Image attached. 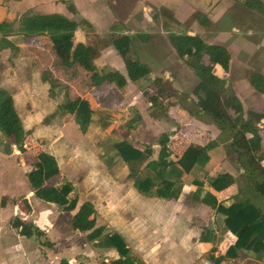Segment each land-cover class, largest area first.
Instances as JSON below:
<instances>
[{"label": "rangeland", "instance_id": "1", "mask_svg": "<svg viewBox=\"0 0 264 264\" xmlns=\"http://www.w3.org/2000/svg\"><path fill=\"white\" fill-rule=\"evenodd\" d=\"M57 1H59L57 5L65 6L63 8L67 10V13L61 6L51 7L46 1L37 7H33V3L29 7L30 9L25 10L24 13L23 11H5L6 17L10 16L15 21L13 29L8 31L14 41L12 43L15 49H6L5 51L8 52L0 56V63H3L0 64V88H9L15 95L16 109L24 127L29 131L27 144L30 145V149L27 153L22 154L20 149L9 144L6 137L0 132V196L6 192L13 195H25L27 190H30L27 176L26 186L20 184V187L14 178L10 180L5 177L18 174L24 178L25 172L31 170L34 165L37 156L35 148L44 146L49 152L55 151L59 155L58 159L63 175L62 179L58 178L56 181L62 183L71 181L73 183L75 190L70 198L71 200L77 199L79 205L87 199L93 201L97 210V225L104 226L105 234H121L126 240L131 254L135 257L136 264H235L230 262L232 258H224L231 242L227 236L223 217L216 212L214 216H211L213 213L209 208L196 202V198L193 196L202 197L201 193L191 192L189 188L184 189V184L200 186L198 184L205 178L207 179L209 173L196 170L188 176L182 174L177 177L175 174L176 178L173 180L182 184L184 190L177 204L170 205L163 200L141 195L135 189L134 182L138 177V172L144 171L148 162L158 158L160 147L156 148L151 158L140 165H134L136 168H132L125 162L115 147L117 144L127 141L128 135L122 137L121 134L125 132L129 134L131 125L134 130L138 127L137 124L141 119L140 112L133 109L127 124H121L119 129L115 128L114 130L107 126L108 119L111 118L109 112H105L106 116L103 115L100 119L96 118L94 114L93 122L86 134V137L91 134L93 136L84 139L81 136L80 127L76 123V116H73L71 119L73 123L70 124L66 120L68 115L63 114L59 107L65 105L69 99H76L78 92L87 90L89 88L87 82L90 81L91 75L76 67L65 68L66 71L63 72V75L56 77V74H53L56 71L52 70L53 67H56L58 71H62L64 68L60 66L52 52L51 43L46 36H43L41 42L29 39L33 44H28L26 48L21 49L17 46L21 42L24 43L23 39L25 38L21 36V18L27 14L49 11V13L68 15L79 24L74 37L75 43L78 44L87 42L90 38L89 25L99 36L95 27L85 18L93 20L97 25L105 26L111 15L110 11L115 10L119 13L127 11L133 7L136 0H75L76 3L78 1L77 4L73 3V0ZM137 2L139 4L136 11L138 25H130L129 33H127L132 38V50L129 57L146 63H150L152 59L162 63L163 59L161 60V58L164 56L166 64H169V69L159 73L160 64L153 68L154 71H151L148 80L140 85L139 93L133 99V101H137L136 107L142 111V114H148L161 120L167 118L163 108L159 109L153 106L144 97V93L150 89L152 82L160 75L164 86L172 95L171 104L179 105L180 108L188 111L190 116L196 117L207 126L195 120L192 122L185 119L183 122L177 123L169 121L170 125L161 128L141 127L136 131L134 140L142 141L143 145L154 147L158 144L162 133L179 132L182 135H187L191 140L198 141L206 133H210L212 128L216 137L214 141L216 145L224 144L223 151L216 156L219 159H224L223 163L226 166L222 164L218 167V172L233 171V167H235L237 172L241 173L236 154L231 148V134L221 131L211 117L199 115L200 112L196 106L197 100L193 95V90L198 83L197 75L184 64L185 62L183 64L180 62L171 45L170 35L182 33L199 35L209 44H228L235 59L232 71L244 75V80H248L254 71L253 68L261 67V63L258 61L259 54H252L249 42H259V34L264 32V13L250 10L245 5L246 0H137ZM262 4L264 6V3ZM75 5L79 7V11L75 9ZM176 12L184 14L183 17L178 15L183 21L176 20ZM118 24L119 21H116L113 26L118 27ZM250 28L254 30L253 33L248 32ZM101 32L104 35L100 36L106 40L113 35L107 25L101 29ZM145 32L151 33L149 39L153 38V41L149 39L142 41L145 39L143 35ZM122 35L124 33H121ZM145 42H150V45L142 50L141 46ZM111 55H114L112 50L107 49L100 61L95 62L101 73L116 71L115 69L111 70L113 68L110 67V61H107V58L108 60L112 59ZM5 62H9L10 65L6 72ZM27 79L28 84L25 85L24 82ZM44 79H48V81ZM70 81L72 83L68 84ZM230 88L233 90L232 81H230ZM240 89L238 88V90ZM246 89L239 91L245 114L254 112L264 116V96ZM263 121L264 118L259 123L260 128L264 125ZM212 125L214 128L211 127ZM262 131L261 155L264 160V130ZM218 132L220 134L217 137ZM64 138L65 140H63ZM68 151L77 158V161L73 160L71 156L68 158ZM80 153L85 158L89 154L82 165H80L81 158L77 156ZM262 163L264 164V161ZM18 168L21 170L19 171ZM82 170L85 171L82 172ZM241 177L242 181L246 180V173L241 174ZM5 179L7 180L3 184ZM250 195L252 198H257L254 192H251ZM1 200L3 201L0 202V207H5L9 200L3 199V197ZM17 200L13 202L16 203ZM37 201L41 204L40 206L37 203L34 204L35 212L44 218L52 219L50 221L56 225L57 233L55 235L61 241L55 242V248L58 246L62 250L59 254V264H101L102 262L127 264L126 262L121 263L122 259L115 249L103 248L98 242L89 244L86 234H75L73 231L65 229L64 218L60 219V226L59 219L55 215L51 216L47 213L46 208H43L50 204ZM54 210L60 217L64 216L61 208ZM11 213L10 210H0V228L7 226ZM69 214L74 215L75 212ZM69 214L65 219L70 216ZM24 223L27 224L26 227L31 230L33 235L29 237L24 234L25 230L19 227L20 235L28 239L35 238L32 242L34 247L30 242L28 243L29 248L35 250L36 247L44 246L45 249L51 250L48 244L42 242L43 240L47 241L44 238L45 235H43L44 237L38 236L33 224L25 222V220ZM69 225L72 230L70 223ZM205 238L212 243L207 248L202 245V240ZM67 241L71 244H68ZM174 243L177 244L173 245ZM65 246L70 250L65 249ZM84 247H90L91 250L88 249L87 252L89 254L92 252V254L87 255ZM259 257L264 258V255L259 254L257 258L260 259ZM212 258L219 262L211 263ZM241 259H244L243 254L236 260ZM36 260L38 261L32 264H39L41 259L38 256ZM252 263L250 261L247 264Z\"/></svg>", "mask_w": 264, "mask_h": 264}, {"label": "trees", "instance_id": "2", "mask_svg": "<svg viewBox=\"0 0 264 264\" xmlns=\"http://www.w3.org/2000/svg\"><path fill=\"white\" fill-rule=\"evenodd\" d=\"M245 5L251 10L264 13V6L260 0H246ZM14 25L15 21L12 18L0 22V51L15 49L9 39L11 35L8 33ZM89 27L88 41L76 44L74 37L79 24L62 14H27L21 18L22 35L26 38L48 37L63 66L84 70L91 75L95 86L107 84L123 89L128 79L138 85L148 80L151 74L150 68L129 57L132 50V38L129 35H112L106 40L101 39L90 25ZM170 42L177 56L197 75L198 83L193 95L197 100L198 111L211 117L221 131L231 134V148L251 185L248 193L254 192L264 201V164L262 163L264 160L261 155L263 131L259 127L264 116L254 112L245 114L243 104L236 93L227 86L224 79L215 74L216 66L222 67L226 72L229 71L231 65L229 51L221 45L207 44L199 35L186 33L171 34ZM109 46H113L124 60L128 79L118 71L101 73L97 69L95 61L100 57L102 50ZM44 80L48 81V79ZM250 83L256 92L264 94V76L253 74ZM144 95L153 106L163 108L164 113H167L172 105L170 101L172 95L167 91L161 78H156ZM59 109L63 114L76 116V123L81 132L83 134L88 132L95 110L87 99H69ZM130 128H133V125ZM0 132L22 153L30 149V145L27 144L29 131L24 128L14 97L2 88H0ZM169 142L170 135L162 134L158 141L160 145L158 159L148 162L144 171L138 172L134 187L141 195L162 200H178L182 185L172 180L176 176L190 174L196 165H204L209 160L205 149L192 146L188 147L181 156L176 155L170 149ZM210 144L209 148H212L214 145ZM115 147L121 158L132 168L151 158L154 152L151 147H139L138 144L134 145L128 141H123ZM35 149L37 162L27 173L29 185L35 196L44 202L56 204L67 212L78 209L71 221L75 231L87 233L88 242H98L103 248L115 249L122 259L121 263L136 264L135 257L121 235L105 234L104 227H97L96 209L91 202H85L78 207L77 199L70 200V195L74 191L71 183H64L61 186L49 184L60 175L59 164L57 159L45 152L42 147ZM173 155L174 159H171ZM235 183L234 176L223 173L213 180L212 187L216 192H223ZM198 201L225 216V227L237 238L236 243L228 248L224 258H236L240 250L264 255V211L252 199L248 197L235 199L231 205L226 206L225 201H219L214 194L207 193ZM13 225L16 228L22 227L25 230L24 234L29 237L33 235L24 222L16 220ZM207 240L205 238L202 242ZM211 260L212 263L219 262L217 259Z\"/></svg>", "mask_w": 264, "mask_h": 264}, {"label": "crops", "instance_id": "3", "mask_svg": "<svg viewBox=\"0 0 264 264\" xmlns=\"http://www.w3.org/2000/svg\"><path fill=\"white\" fill-rule=\"evenodd\" d=\"M45 1H46V3H49L51 5V7L52 6H61V8L64 11H66V13H67V10H65L63 8L65 6L57 5V3L59 2L57 0H0V22L5 20L6 18H12L10 16L6 17V13H5L6 10L9 11V12H13V11H20L21 12V11H23V13H24L25 10L27 11V10L30 9L29 7L32 6L33 3H34L33 7H37L38 5H41L42 3H45ZM260 1L262 3H264L263 0H260ZM73 3L77 4L78 1L76 3L75 0H73ZM59 4H62V3H59ZM138 5L139 4H138V2L136 0V2L133 4V7L129 8V10H127V11H124V12H121V13L115 12V10L113 12L110 11L111 15H110L109 20H108L106 25L108 26V29H111V34L121 36V33H124V35H128L127 34V33H129L128 27L130 25H133V26L134 25H138V20H137L138 17L136 15V11L138 9ZM34 9L36 11H39L36 8H34ZM75 9L77 11L80 10L77 5H75ZM36 13H38V12H36ZM177 13L178 12L175 13V18H176L177 21L181 22L182 19H180V17L178 16L180 13L179 14H177ZM40 14H50V13H49V11H45V12H42V13L40 12ZM58 14H61V13H58ZM180 15H181V17H183L184 14L183 15L180 14ZM67 16H65V17H67ZM67 18L73 20L69 16ZM85 19H87L95 27V29L99 33V36L100 35H104L101 32V29H104L106 25L105 26H103V24L97 25L95 22H93V20L90 21L88 18H85ZM73 21H75V20H73ZM116 21H119L118 27L117 26H113ZM253 31L254 30L250 28L248 32L249 33H253ZM150 34L151 33H149V32L143 33V35L145 36L144 37L145 39L142 40V41L148 40L150 38V36H151ZM21 36H22V38L26 39V40L23 39L24 43L21 42L19 45H17L21 49L26 48L28 44L29 45L33 44V42L29 41V39L36 40L35 42H41V39L43 38V37L26 38L22 34H21ZM0 38H1V34H0ZM100 38H102V37L100 36ZM9 39H10L11 42H14L12 37H9ZM258 39H259V42H257V43H254V42H249V43H250V47L252 48V54H254V53H258L259 54L258 61L261 63V67L259 65L260 68H257V69L253 68L254 71L248 77V80H244V77H245L244 75H240L236 71H235V73H234V71H232V67L234 65V60L235 59H234V57H233V55L231 53V47L228 44H226V43H215V45H221V46L225 47L229 51V53L231 55V65H230L229 71L226 72V71L223 70L222 67L216 66L215 67V74L217 76H219L220 78L224 79L227 82V86L228 87H230V81H232L233 90L235 91V93H236L237 97L239 98V100L241 99V97L239 96V91L241 92L242 89L248 88L246 90H253L254 92H256L255 89L251 86V83H250V78H251V76L253 74H261L262 76H264V32H262V34H259V38ZM149 40L153 41V38H151ZM49 41H50V39H49ZM50 43H51V46H52L51 47L52 52L54 53L55 57L57 58L58 62L60 63V66L62 68H64L62 71H60V70L58 71V69L56 67H53L52 70L53 71L56 70L55 72H53V74L54 75L56 74L55 76L59 77L61 74L63 75V72L66 71V69H72V68H67V67L63 66L61 60L59 59V57L57 56V54H56V52L54 50V47H53L51 41H50ZM79 43H86V42H79ZM207 44H209V43H207ZM149 45H150V42L143 43L142 46H141L142 50L144 48L148 47ZM107 49L108 50L109 49L112 50V52L114 54V55H111V57H112L111 60H108V58H107V61H110L109 62L110 67L113 68L111 70L115 69L116 71L120 72L122 75H124L128 79L125 62L119 56L118 52L115 50V48L113 46H109L107 48H104L102 50V52H101L100 57L95 62H99L100 61V59L102 58V55L106 53ZM5 50L0 51V56L2 54H5L6 52H8V51H5ZM162 59H163L162 63L158 62L155 59H152L150 61V63H146V62L140 61L138 59H133V60H138L142 64H145L146 66H148L150 68L151 71H154L153 68L155 66H157V65L159 66V64H160L161 68H159V73H163V72H165L166 70L169 69V64L168 63L166 64V61H165L166 58L164 56L161 58V60ZM178 59L180 60V62H182V64L184 63V61L181 60L179 57H178ZM0 64H3V63H0ZM4 68L6 69L5 72L9 70V68H10L9 62H5L4 63ZM158 78H160V75H158ZM246 81H247V84H245ZM71 83H72V81H70V83H68V84H71ZM78 83H80V82H78ZM87 83L89 84V88L87 90L82 91L81 93H79L77 91L78 94L76 96V99H78V98L87 99L90 102L91 107L95 110V115H96L95 117L96 118L100 119L103 115L106 116L105 112H109V114L111 115V118L108 119L109 123L107 124V126H109L112 130H114L115 128L119 129L121 124H124V123L127 124V120H129V117L132 115V110L133 109H136V110H138L140 112L141 119L139 120V123L137 124L138 127L135 130L133 129L134 127L131 128V130H130L131 132L129 134L127 132H125L124 134H121L122 137H127L126 135H128L127 141L130 142L131 144H134V145L138 144L139 147H150L147 144L143 145L142 141H135L134 140L136 131H138V129H140L141 127H144V126H147V127L148 126H152L153 128H161L162 126L165 127L167 125H170L169 121H171V122L174 121V122L177 123L179 121L183 122V120H185V119L186 120H191L192 122L195 120V121H198L199 123H201L202 125L207 126L206 123L205 124L202 123V121L197 119L196 117L190 116L188 111L180 108L179 105L175 106L174 104H172L171 107L168 109V112L165 113L167 118H165L163 120L154 118L152 116H149L148 114L147 115L142 114V111L138 107H136V102L137 101L136 102L133 101V99L135 97H137V95L139 93L140 85L132 83L129 79L127 81V85L123 89H118L117 87H115L113 85H107V84L102 85V86H95L94 83H93L92 78H90V81H88ZM24 84L25 85L28 84V79L24 82ZM238 88H241V89L238 90ZM2 89L7 90L15 98V95L13 93H11L12 90H10L9 88H2ZM24 89H26V88L24 87ZM256 93L258 95L264 96V94H259L258 92H256ZM199 115L200 116H205V114H203V113H199ZM71 119H73V116L68 115L66 117V120H68L70 122V124L73 123L71 121ZM73 121H75V120H73ZM262 123H264V121ZM211 127L214 128L213 125ZM24 128L26 130V127H24ZM77 128H78V126H77ZM260 129L264 130V125L261 126ZM61 134H62V132H61ZM86 134L81 133V136L84 139L87 138V137H92L93 136L91 134V135L86 137ZM162 134H164V133H162ZM166 134H168V133H166ZM219 134H220V132H218L217 137L219 136ZM169 135H170L169 147L172 150V152H174L176 155L181 156L186 151V149L188 147H190V146L198 147L200 149H205V153H206L207 157H209L208 162L206 164H204V165H199V164L196 165V167L194 168V170L191 173H193L196 170H198L200 172L209 173V175H207V179L205 178V180H202L201 183L198 184V185H200L198 187H195L193 184H190V185H187V184L185 185L184 184V189L185 188H187V189L189 188V189H191V192L194 191V193L195 192L196 193H201L202 197L201 196H196V195H194L193 197H195L197 199L196 202H198V204L200 203V205H202V206H204L206 208H209L211 210V212L213 213V214H211V216H214L216 211L211 209L209 206H206V205H204V204H202L201 202L198 201V200L202 199L204 197L203 195H206L207 193L214 194L218 198L219 201H225L224 204L226 206L231 205V203L234 202L235 199L236 200H241V199H244V197H248V198L252 199L264 211V201L258 196H257V198H252L251 195H250L251 192L248 193L251 185H250V183H249V181L247 179L242 181L241 174L244 173V170L241 169V168H240V172L241 173H238L237 172V168H235V167H233V171L224 172V173H229L232 176H234V178L236 180V183L232 187H230L229 189H227L226 191H223V192H216L213 189V187H212L213 180L215 178H217L220 174H223L222 172H218V167H220L222 164H223V166H226V164L223 163V162H225L224 159H219L216 156V155L220 154L223 151L224 144H220V146L218 144L216 145V143L214 142L216 140L215 139L216 137L214 136L215 134H214V131H213L212 128H211V132L210 133H206L204 135V137H202L203 140L200 139L198 141L191 140L190 138H188L187 135H182V133H179V132H174L173 134H169ZM59 139H60V137H59ZM63 140H65V138ZM139 142H141V143H139ZM210 143L214 145L212 148H209V144ZM12 146L17 148L15 145H12ZM157 147L159 149V147H160L159 143L157 145H154V147H151L153 149V151H154L153 155H154L155 150H156ZM42 148L45 150V152L53 155L57 159V162H58L59 168H60V175L57 176L55 179H53L51 182H49V184H51L53 186H61L64 183H68L69 182V183H71L73 185V183L71 181H68V182L64 181L63 183L56 181L58 178L62 179L61 177L63 175L62 168L60 166L59 159H58L59 155L56 154L55 151L49 152L47 150V148L44 147V146ZM27 152H25V153H27ZM159 152H160V149H159ZM25 153H22V154H25ZM15 154H17V153H15ZM70 156L72 157L73 160L77 159L75 156L71 155V152L68 151V158ZM77 156L79 158H81L82 162L80 163V160H79V163H80V165H82L83 162H85L86 159L89 157V154L86 156V158H85L84 155L82 157V153H80V155H77ZM158 156H159V153H158ZM157 159H154V160H157ZM171 159H174V155L171 156ZM216 159H218V161H216ZM36 162H37V156H36V159L34 161V164ZM18 170L20 171L21 169L18 168ZM29 171L25 172L24 178H21V176L18 175V174H17L18 176L13 174V175H10V176L5 177V178H8V179L10 178V180L14 178L15 181L17 182V185L19 187H20V184H21V186H26L25 185V179H26L27 173ZM84 171L85 170H82V172H84ZM190 174H184V175L188 176ZM6 180L7 179H5L3 184L6 182ZM172 181H176V180H172ZM28 184H29V182H28ZM29 187H30V185H29ZM73 187H74V190H75V186L74 185H73ZM182 192H184L183 186H182ZM182 192H181V195H182ZM181 195H180L178 200H163V201L167 202V203H170V205L171 204H177L178 201L182 197ZM2 197H3V199L7 198L9 201L6 202L5 207H0V210L1 211H9L10 210V211H12V213L10 214V218L8 220L7 226L4 227V228H0V251H1L0 264H32L35 261H38V260H36L38 256L41 259L39 261V264H59V254H61L62 250L58 246H57L58 248L57 247L55 248V246H56L55 242L61 241L60 239H58L57 235H55V233H57L56 225L54 224L53 221H50L52 219L44 218L43 216H41V215L37 214V212H35L36 209L34 207V204L36 205V203H37L40 206L41 203H39V201H37V200H40V199H38L35 196L32 188L30 187V190H27V193L25 195H21V194L13 195V194H10V193H7V192L5 194H1L0 202L3 201V200H1ZM19 199H21V200H19ZM156 199H158V198H156ZM14 200H17L16 203L13 202ZM70 200H71V198H70ZM158 200H162V199H158ZM40 201H42V200H40ZM85 202H91L94 205L93 201H91L89 199L84 201L82 204H84ZM45 203H47V202H45ZM48 204H50V205H46L43 208H46L47 213H49L51 216L55 215L59 219L58 223H60V219L61 218L62 219L64 218L63 220H64L65 224H63V225L65 226V229L67 228L68 231H73L75 234L80 233L78 231H75L74 229L71 230L70 225H69V223L71 224L72 218L76 214L78 209L73 211V212H75L74 215L69 214V213H72V212H68L67 213V211L62 210L64 216L60 217L59 214L56 213V211L54 209L61 208V207L57 206L56 204H52V203H48ZM81 205H79V203H78V207H80ZM94 207H95V205H94ZM95 209H96V207H95ZM67 214H69L70 216L67 219H65ZM96 215H97V210H96ZM220 215L225 220V216H223L222 214H220ZM96 219H97V217H96ZM16 220H22L23 222L25 220V222H30L31 224H33V227L37 231V234H38V232L41 233V234H38V236L45 235V237L44 236L43 237L46 238L47 241L43 240L42 242L45 243V244H48L49 247L51 248V250L50 249L49 250L45 249L44 246L43 247H36L35 250H34V248H32V249L29 248L28 243H30V242L32 244L31 246L34 247V244L32 242H34L35 238L28 239V238L22 237L20 235V233H19V229L16 228L13 225V223ZM59 225L61 226V223ZM97 227H104V226H98L97 225ZM226 232H227V236H228V238H229V240L231 242L230 246L234 245L236 243L237 238L231 232H229L227 230V228H226ZM80 234H86V237H87V233H80ZM116 234H119V233H116ZM119 235H121V234H119ZM67 243L71 244L68 241H67ZM88 243L90 244L91 242H88ZM176 244L177 243H174L173 245H176ZM211 244L212 243L210 242V240H207V242H202V245H205L206 248L208 246H210ZM84 248H85L84 251L87 253V255H91L92 254V252H90V254L87 252L88 249L91 250L90 247L89 248L84 247ZM65 249H68V248H66V246H65ZM68 250H70V249H68ZM241 254H243L244 259L236 260V259H238L241 256ZM257 257H258V255L255 254V253L248 252V251H245V250H240V251H238L237 257L236 258H232V260L230 262L231 263H235V264L236 263L237 264H247L248 262L251 261V262H253L252 264H264V258L259 257L260 259H258Z\"/></svg>", "mask_w": 264, "mask_h": 264}]
</instances>
